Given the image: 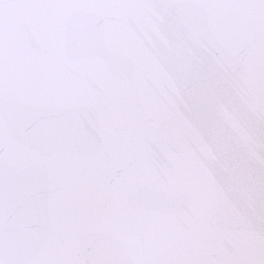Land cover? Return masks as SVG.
I'll use <instances>...</instances> for the list:
<instances>
[{
	"label": "snow or ice",
	"instance_id": "obj_1",
	"mask_svg": "<svg viewBox=\"0 0 264 264\" xmlns=\"http://www.w3.org/2000/svg\"><path fill=\"white\" fill-rule=\"evenodd\" d=\"M0 264H264V0H0Z\"/></svg>",
	"mask_w": 264,
	"mask_h": 264
}]
</instances>
